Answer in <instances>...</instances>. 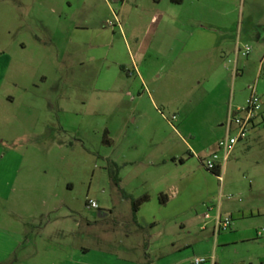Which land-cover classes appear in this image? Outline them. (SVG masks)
I'll use <instances>...</instances> for the list:
<instances>
[{"label": "rangeland", "instance_id": "rangeland-1", "mask_svg": "<svg viewBox=\"0 0 264 264\" xmlns=\"http://www.w3.org/2000/svg\"><path fill=\"white\" fill-rule=\"evenodd\" d=\"M253 92L264 0H0V264H264V121L222 179L198 158Z\"/></svg>", "mask_w": 264, "mask_h": 264}, {"label": "built area", "instance_id": "built-area-1", "mask_svg": "<svg viewBox=\"0 0 264 264\" xmlns=\"http://www.w3.org/2000/svg\"><path fill=\"white\" fill-rule=\"evenodd\" d=\"M250 52L251 48L248 45L237 48V55L248 56ZM262 106V100L255 92L250 95L244 106H230L225 123L227 135L218 142L217 149L207 157L198 156L208 171H220L218 177L222 179L224 165L229 160L235 146L240 141L247 139L251 130L257 128L260 124ZM86 206L88 209L100 208L98 202L93 199L88 200ZM212 208L213 206H209V210H212ZM232 224L231 216L218 215L215 219L214 234L218 235L222 231L228 230ZM203 262H206V259L198 258L195 260V264Z\"/></svg>", "mask_w": 264, "mask_h": 264}, {"label": "crops", "instance_id": "crops-1", "mask_svg": "<svg viewBox=\"0 0 264 264\" xmlns=\"http://www.w3.org/2000/svg\"><path fill=\"white\" fill-rule=\"evenodd\" d=\"M254 3H255V0H254ZM194 36H195V32L191 33V38H193ZM200 39H201V37H200ZM188 47H189V43L186 42L183 45V47L181 48V52L182 53H185L186 50H187V52H190V53H194V52L200 51V48H197V44H195V46L192 47L191 49H188ZM262 120L264 121V117L263 116H262ZM222 125H224V124H222ZM189 155L190 156H194V153L193 152H190ZM171 157L173 159V162H176L177 161V158H178L180 160V163L181 164H184V157L182 156V153L177 152V153L173 154ZM149 164L154 165V163H152L150 161H149ZM179 184H181V182ZM177 195H178V190H174L173 191V196H177ZM213 210L215 211V213H214L213 216H211L212 219L215 220L218 215H223V209L220 206L217 209L213 206L212 210H210V211H213ZM240 211H241V209H239V210H237V209H231V210H229L228 214H226V215L233 216V222H234L238 218V215L235 216L236 213L237 212H240ZM99 214L101 216H107L108 215V214H105V212H103V211H100ZM226 215H223V216H226ZM240 218H244V215H242V217H240ZM137 223H138V221H137ZM137 231L140 232V233H138L139 235L142 232V230H140V229L137 230ZM135 232L136 231H134L133 233H130V234L134 235ZM148 236H150V235H148ZM141 242L143 243V245L141 244ZM149 242H150V240L148 241V243ZM145 243H146V239H142V240L139 239L137 241V247L140 248L141 246H144ZM77 253H79L81 256H83V258H87V257L89 258L92 255L90 249L89 250L85 249L84 251L77 252ZM99 254L101 255V260H103V261H109L107 259V257L110 256L111 260H114L113 263H112V261H110L112 264H135L134 260H132L131 258H124L123 259L121 257L115 256V255H109V254H106V253L101 252V251L99 252ZM76 264H93V263L87 262V261H84V260H76ZM97 264H107V262H104V263L97 262Z\"/></svg>", "mask_w": 264, "mask_h": 264}, {"label": "trees", "instance_id": "trees-1", "mask_svg": "<svg viewBox=\"0 0 264 264\" xmlns=\"http://www.w3.org/2000/svg\"><path fill=\"white\" fill-rule=\"evenodd\" d=\"M173 1H175V2H182L183 0H173ZM106 135H107V131L105 132V142L106 143H109L110 141H109V139H107V137H106ZM200 159V158H199ZM201 161V160H200ZM114 164V163H113ZM213 174H215V175H219L220 174V171H211ZM116 180H118L117 178H116ZM149 196L148 195H144V196H142L141 198H139V199H132V204H133V211H134V213H133V220L137 223V212L139 211V209H140V207H141V205L142 204H144L145 202H147V201H149ZM160 199H161V201L163 202V203H165V202H167L168 201V199H169V196H167V195H165V194H161V197H160ZM231 218H232V221H233V216H231Z\"/></svg>", "mask_w": 264, "mask_h": 264}]
</instances>
